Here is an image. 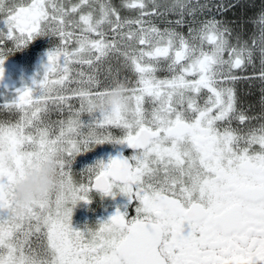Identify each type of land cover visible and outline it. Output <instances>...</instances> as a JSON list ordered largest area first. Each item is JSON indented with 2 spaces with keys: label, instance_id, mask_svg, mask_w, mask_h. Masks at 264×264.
I'll list each match as a JSON object with an SVG mask.
<instances>
[{
  "label": "snow or ice",
  "instance_id": "1",
  "mask_svg": "<svg viewBox=\"0 0 264 264\" xmlns=\"http://www.w3.org/2000/svg\"><path fill=\"white\" fill-rule=\"evenodd\" d=\"M208 9L200 0H0V77L5 41L18 50L37 34L58 40L31 83L0 100L17 117L0 119V149L14 148L0 155V264H264V111L238 107L234 87L248 67L245 79L264 85V9L250 43H233L214 16L199 19ZM112 57L134 79L122 80V105L94 108ZM105 142L131 154L97 160L77 179L76 155ZM49 154L60 158L59 183L13 213L15 183ZM93 193L127 202L73 228V206Z\"/></svg>",
  "mask_w": 264,
  "mask_h": 264
},
{
  "label": "flooded vegetation",
  "instance_id": "2",
  "mask_svg": "<svg viewBox=\"0 0 264 264\" xmlns=\"http://www.w3.org/2000/svg\"><path fill=\"white\" fill-rule=\"evenodd\" d=\"M72 2H77V0H72ZM111 2L115 7L118 8L121 5V0H111ZM161 2H166V0H161ZM220 14L221 11L209 10L207 15H201L198 18L208 19L214 16L217 20L224 22L221 17L219 18ZM121 15L135 16L136 13L121 9ZM175 18L176 17H168V19L172 20ZM157 23H159V21H157ZM2 26V21H0V27ZM237 35L240 36L242 41H248L249 35L247 28L232 31L233 43H237ZM57 43L58 40H56L55 37L37 34L25 46H22L17 50L10 41H5V49H12V51L10 53H6V58L2 64L4 71L3 76L0 77V100L13 95L15 89L20 88L22 85L30 84L32 79L42 71V65L46 61V52ZM109 65H111V70L113 73V75L107 76V82H109V84H111L117 69H119L118 79L121 80L125 77H127L129 80L134 79L130 72L121 67L120 62L115 57H112L105 62L100 76L101 79H104L105 75H107ZM255 65L256 69L258 70L260 66L258 57L255 61ZM247 69L243 71H237L235 73L237 76L241 77V79L238 80V82L234 85L238 97V107H242L247 110L249 115L259 116L260 113L264 111V108H262L261 105L262 88H264V85H262V83L256 79H245V77H252L254 75V72L248 73ZM16 118V116L10 115L5 111H0V119L15 120ZM52 118L58 119L59 117L54 114ZM84 119H86V117H84ZM253 123L258 124L259 120L254 121ZM96 146L99 148L98 146H100V144H97ZM131 151L132 149L127 147V145L117 147L105 154L106 159H104V162L107 163L109 157H112L114 153L122 152L127 157L131 154ZM88 156H90V153ZM80 158L81 154L78 153L72 163V168L74 173L78 175L77 177H79L78 172L84 167V165L78 164L79 162H82L79 161ZM126 202L127 197L122 194H118L115 197L104 196L102 198L99 194L93 193L90 202L85 203L84 201H79L75 206H73L71 226L73 228L80 229H82L85 224L94 226L98 220L107 219L110 215L114 214V212L117 210V207H120V209L123 210V205L126 204ZM130 214H134L131 209ZM256 264H260V262L257 261Z\"/></svg>",
  "mask_w": 264,
  "mask_h": 264
},
{
  "label": "clouds",
  "instance_id": "3",
  "mask_svg": "<svg viewBox=\"0 0 264 264\" xmlns=\"http://www.w3.org/2000/svg\"><path fill=\"white\" fill-rule=\"evenodd\" d=\"M127 94V85L122 80L113 78L107 94L93 99L91 106L94 108L112 109L124 103ZM12 148L5 140L0 155L7 161L13 154ZM59 156L49 154L35 161L24 175L15 183L11 209L13 213L23 210L33 200L43 197L53 190L59 183L58 167Z\"/></svg>",
  "mask_w": 264,
  "mask_h": 264
},
{
  "label": "trees",
  "instance_id": "4",
  "mask_svg": "<svg viewBox=\"0 0 264 264\" xmlns=\"http://www.w3.org/2000/svg\"><path fill=\"white\" fill-rule=\"evenodd\" d=\"M200 3H208V11H221L219 18L221 17L224 24L232 30L247 28L249 43L253 36L258 37L259 26L255 21L261 10L264 9V0H200ZM217 6H220L219 9ZM252 70L251 67H248L247 72L251 73Z\"/></svg>",
  "mask_w": 264,
  "mask_h": 264
},
{
  "label": "rangeland",
  "instance_id": "5",
  "mask_svg": "<svg viewBox=\"0 0 264 264\" xmlns=\"http://www.w3.org/2000/svg\"><path fill=\"white\" fill-rule=\"evenodd\" d=\"M107 83H109V82H107ZM86 119H87V117H86ZM121 146H122V144H114L111 142H105V143L101 144L100 146H98L102 151L99 148H97L96 145L94 147H90V149L88 151L80 153L81 158L79 159V161H82V162H79L78 164L84 165V167H86L87 165L93 164L97 160H103L104 161V159H106L105 154H107L111 150H113L117 147H121ZM89 153H90V156H88ZM78 174H79V172H78ZM74 175H76L77 179H80V176L77 177L78 175L75 173H74Z\"/></svg>",
  "mask_w": 264,
  "mask_h": 264
},
{
  "label": "water",
  "instance_id": "6",
  "mask_svg": "<svg viewBox=\"0 0 264 264\" xmlns=\"http://www.w3.org/2000/svg\"><path fill=\"white\" fill-rule=\"evenodd\" d=\"M118 154L123 155L122 153H116L115 155H113V157L117 156ZM124 156V155H123Z\"/></svg>",
  "mask_w": 264,
  "mask_h": 264
}]
</instances>
